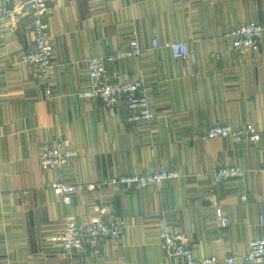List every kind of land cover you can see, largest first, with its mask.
I'll return each instance as SVG.
<instances>
[{"label": "crops", "instance_id": "0c3cea01", "mask_svg": "<svg viewBox=\"0 0 264 264\" xmlns=\"http://www.w3.org/2000/svg\"><path fill=\"white\" fill-rule=\"evenodd\" d=\"M26 2L0 0L21 8L18 20L0 23V264H185L162 250L164 229L186 233L196 257L264 264L244 258L251 240L264 237V173L256 171L264 164V36L258 51L244 53L225 35L234 25L264 26V0H47L48 81L21 59L33 47ZM134 38L142 55L108 69L121 81L143 79L149 122L129 121L123 102L111 112L79 95L91 88L88 60L126 51ZM167 42H186L191 52L176 59ZM217 123H253L260 138L204 139ZM56 141L78 154L47 169L41 155ZM230 164L246 175L216 182L212 170ZM164 169L180 177L144 189L89 188ZM54 181L82 188L66 204ZM103 206L120 221L121 238L65 253L66 223H89Z\"/></svg>", "mask_w": 264, "mask_h": 264}, {"label": "built area", "instance_id": "2783aa9c", "mask_svg": "<svg viewBox=\"0 0 264 264\" xmlns=\"http://www.w3.org/2000/svg\"><path fill=\"white\" fill-rule=\"evenodd\" d=\"M26 6L29 9L33 47L26 51L21 59L25 64L36 65L40 77L44 81H48L51 76L54 43L47 23V0H27ZM20 12L21 8L18 5H0V23L12 19L18 20ZM225 35L230 39L233 49L244 53L255 52L261 47L264 26L255 22H247L229 27ZM163 46L168 48L176 59H183L191 52V48L186 42H167ZM153 47L158 49L161 44L155 40ZM143 51L144 49L138 39L134 38L130 42V48L126 51L119 50L109 55L90 58L88 66L91 88L80 92V97L98 99L111 112H114L117 105L123 102L130 112L129 121H151L155 113L151 107L149 95L145 91L143 79L121 81L116 76L111 75L108 69L109 63L123 58L139 57ZM217 137L228 138L234 143L252 144L259 140L260 133L253 123L237 126L217 123L203 135L204 139ZM77 154L75 149L65 147L62 142L56 141L43 150L41 162L47 169H60L75 158ZM256 171L264 173V164ZM246 173L245 168L232 164L216 167L211 172L216 182L241 178ZM178 177H180L178 171L164 169L109 177L103 181L92 183L89 188L94 192L114 186H121L125 190L144 189ZM52 188L62 193L65 203L70 204L73 194L82 186L54 181ZM99 213L98 218L86 224L66 223L61 232V246L65 253L71 254L80 251L97 241L121 238V223L111 209L108 206H103ZM216 219L222 226L230 224L229 218L221 208L216 210ZM160 245L167 256L180 258L185 264H217L219 262V258L215 255L196 257L188 236L183 232H171L164 229L161 232ZM244 258L250 263H264V237L251 240L250 251ZM227 263L234 264V259H227Z\"/></svg>", "mask_w": 264, "mask_h": 264}]
</instances>
